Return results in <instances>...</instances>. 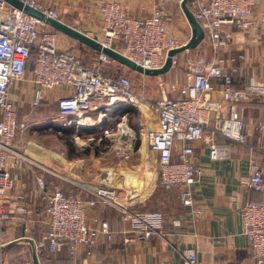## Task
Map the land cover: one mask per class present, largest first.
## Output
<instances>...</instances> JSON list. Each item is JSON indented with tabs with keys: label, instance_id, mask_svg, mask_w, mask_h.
<instances>
[{
	"label": "built area",
	"instance_id": "2783aa9c",
	"mask_svg": "<svg viewBox=\"0 0 264 264\" xmlns=\"http://www.w3.org/2000/svg\"><path fill=\"white\" fill-rule=\"evenodd\" d=\"M22 1L51 19L61 20L58 12L50 6L36 0ZM174 1L181 4L185 0ZM255 6L256 0L200 2L194 16L205 31L213 57L203 66L189 68L188 82L178 91L181 98L165 97L152 101L134 91L128 74L113 77L105 71L115 62L108 55L99 53L92 65H86L75 50L60 48L62 33L0 0V223L7 218L5 200L8 193L20 180L25 166L33 163L20 152L19 146L14 145L18 131L24 130L25 125L18 120L13 89L26 81L35 89L33 106L40 105L47 92L64 90L65 94L57 102L59 116L78 119L68 126L76 124L79 129L81 121H88L92 127L89 131L99 129L104 132L103 138L114 137L118 145L117 156L126 161L135 154L138 135L123 124L118 125L116 133L106 129V114L102 110L106 108L109 112L125 104L131 106L144 117L141 140L146 152L159 166L160 186L166 191L176 189L181 204L191 209L193 217H200L194 198L198 173L196 162L199 159L194 144L208 136L210 160L227 159L231 143L247 145L250 137L244 109L240 105L254 99L264 100V82L253 80L244 90H234L232 78L222 65L223 60H215L225 28L233 26L243 31L264 28V12H258ZM96 9L102 22L99 42L106 48L116 45V50L123 42V51H117L144 69H161L170 51L186 45L169 37V23L160 9L138 18L131 16L121 0H97ZM177 62L178 56H174L173 66ZM212 79L224 81L220 100L212 96ZM177 88L174 86V91ZM94 112H100L97 121L91 116ZM255 130L264 136V112L256 121ZM217 138H222L223 142H217ZM106 176L104 173L97 182L77 185L80 194L89 195L83 198L68 194L62 184L48 185L44 177L37 178L47 217L45 237L31 239V247L37 255L42 252L55 255L65 247L74 254L80 246L95 247L101 236L111 241L114 233L107 220L98 217L92 219L93 223L88 220L89 211L99 206L115 209L128 225L125 233L133 235L134 239L164 236L165 215L134 209L138 204L137 193L125 190L123 195L120 194L117 188L103 180ZM247 188L264 194V172L253 168ZM25 199L23 194H18L13 201L15 212L20 216L27 214L23 205ZM240 216L256 263L264 264V203L247 202L241 208ZM183 225L182 220L173 221L175 229ZM181 255L183 264H199L195 249H185ZM0 264L9 263L0 255ZM18 264H33V261L25 258Z\"/></svg>",
	"mask_w": 264,
	"mask_h": 264
},
{
	"label": "crops",
	"instance_id": "0c3cea01",
	"mask_svg": "<svg viewBox=\"0 0 264 264\" xmlns=\"http://www.w3.org/2000/svg\"><path fill=\"white\" fill-rule=\"evenodd\" d=\"M53 1H55L53 9L58 12L60 21L85 31L90 37L102 38L101 16L96 9L97 0ZM121 1L135 18L149 16L155 9L162 10L169 23V37L183 44L190 41L192 29L180 3L174 0ZM202 1H190L187 6L194 13L197 5ZM255 9L258 12H264V0H256ZM59 43L62 50L71 49L79 53L86 65H92L98 58V52L64 34ZM124 46V43L120 42L117 50L122 52ZM213 53L209 40L205 38L196 49L180 53L177 64L164 75L146 76L127 69L117 61L111 67H106L105 71L113 77L128 74L134 91L149 100L158 101L165 97L179 99L181 96L178 91L188 82L189 68L203 66L212 59ZM215 60H223L222 65L232 78L231 87L234 90H244L246 84L253 80L264 82V28L258 27L253 31H243L233 26L225 28ZM135 80L140 84L139 90ZM151 82L157 85L156 92L150 94L151 96L142 93L140 90L142 86L144 88L148 86L146 88L148 90L145 89V91L149 93L153 91L150 89ZM174 85L178 87L177 91L172 90ZM210 87L213 98L220 100L224 81L212 79ZM34 94L35 89L29 81L17 84L13 89V98L17 106H19V100L25 98L31 97L32 102ZM64 94V90L47 92L42 103L49 105L52 101L58 102ZM240 106L244 109L247 128L250 132L247 145L231 143L229 157L213 162L209 158L210 137L206 136L204 140L194 144L199 157L196 162L198 173L194 186V198L195 208L201 212L200 217H193L191 209L181 204L176 189L166 191L160 187L161 193L154 195L153 192L148 199L149 202L153 199L166 217L164 236L138 240L134 239L133 235L125 233L128 225L121 220L115 209L99 206L89 211L88 220L90 223H93L92 219L95 217L107 220L110 231L114 233L113 239L109 241L101 236L95 247L80 246L74 254L69 247H65L55 255L47 254L52 260L51 264H183L181 254L188 248L196 250L199 264H257L250 243L243 232L240 210L247 202L264 203V194L247 188V181L253 168L264 172V136L255 130V123L264 112V100L254 99ZM102 111L106 114L104 120L106 129L114 130L119 122L118 125H127L136 132V128L129 125V121L136 120L138 114L131 106L125 104L116 110L112 109L108 112L105 108ZM99 114L100 112H94L91 116L97 121ZM46 122L52 123L51 120ZM137 129L141 132L143 125H137ZM216 140L223 142L222 138ZM24 149L29 155L34 154L33 150H36L35 148ZM130 173L108 172L103 180L117 188L119 192H124L128 186L127 175ZM120 174L123 176L122 181ZM48 176L39 169L38 165L29 164L21 171L20 180L6 197L7 218L4 223H0V255L9 264H15L21 258L32 260L28 240H38L46 235L47 217L43 207L44 201L38 190L37 178L44 177L48 185H51ZM62 186L68 194L77 193L75 191V194H72L68 186ZM18 194L26 197L23 205L27 209V214L24 216L16 214L14 209L13 201ZM178 219L182 220L184 225L180 229H175L173 221ZM92 226L100 227L97 224Z\"/></svg>",
	"mask_w": 264,
	"mask_h": 264
},
{
	"label": "rangeland",
	"instance_id": "374dc122",
	"mask_svg": "<svg viewBox=\"0 0 264 264\" xmlns=\"http://www.w3.org/2000/svg\"><path fill=\"white\" fill-rule=\"evenodd\" d=\"M36 1L52 8L55 3L53 0ZM135 84L139 90L140 84L137 80H135ZM151 86L150 89L153 90L151 93L145 91L148 86L146 88L142 86L140 90L142 93L151 96L150 94L156 92L157 85L151 82ZM174 86H172L173 91ZM31 99L29 97L18 102V120L20 124L25 125V129L18 132L14 145L19 146L20 152L29 161L38 165L44 174L49 175L50 184L58 183L68 186L72 194H75L76 191L78 197L83 198L89 195L80 194L77 185L97 182L96 178L108 172L116 174L118 172L123 174V171L131 172L129 175L126 174L129 177L126 190L141 192L138 204L134 209L143 212L163 213L153 199L150 202L148 199L153 192L154 195H159L161 186L159 184V166L155 163L153 157L146 152L141 140V132L137 129V125H143L144 123V117L141 114H137L136 120L131 119L129 121V125L136 128L138 140L134 146L135 154L130 160L126 161L117 156L116 149L118 145L114 137L103 138L104 132L99 129L93 128L89 131V128H86L87 130L81 131L76 124L68 126L71 121L75 122L78 119L71 120L60 117L57 100L52 101L49 105L42 103L43 105L33 106ZM48 120L52 121L54 127L39 130L38 128L44 124L46 125ZM118 124L119 122L114 127L115 133L118 132ZM65 127L67 128L66 131ZM100 139H103L102 142H99ZM72 143L76 146L75 152L71 151ZM24 148H27V150L35 148L36 150H33L34 154L29 155ZM122 174H120L121 181ZM68 181L71 183H68ZM138 182H140L139 185ZM142 194H144V197H142ZM142 205L143 207H141ZM43 207L46 208L45 202Z\"/></svg>",
	"mask_w": 264,
	"mask_h": 264
},
{
	"label": "water",
	"instance_id": "95a60500",
	"mask_svg": "<svg viewBox=\"0 0 264 264\" xmlns=\"http://www.w3.org/2000/svg\"><path fill=\"white\" fill-rule=\"evenodd\" d=\"M5 1L10 5H12L13 7L22 10L30 17L46 23L54 30L76 40L82 45H85L98 53H104L108 55L111 59L121 63L127 69L146 76H159L168 73L173 66L174 56H178L180 53L186 50L196 49L205 40L206 37L205 31L202 28L201 24L196 20L194 13L191 12L187 6L188 2L195 0L183 1L181 3V7L192 29V37L190 41L185 46L170 51L167 55V61L161 69H155V70L144 69L142 66L137 65L134 61L129 59L124 54L118 52L116 50V45H113L111 48H106L99 42L98 37H90L85 31L79 28L72 27L59 20L51 19L47 17L46 14H44L43 12L25 4V2L22 0H5ZM28 243H29V249L32 256L33 264H40L38 255L36 254L35 250L31 247L32 241L28 240Z\"/></svg>",
	"mask_w": 264,
	"mask_h": 264
},
{
	"label": "trees",
	"instance_id": "16d2710c",
	"mask_svg": "<svg viewBox=\"0 0 264 264\" xmlns=\"http://www.w3.org/2000/svg\"><path fill=\"white\" fill-rule=\"evenodd\" d=\"M131 80V79H130ZM42 104V103H41ZM40 104V105H41ZM39 105V106H40ZM76 120V119H75ZM77 121V120H76ZM54 126L52 125V123H46V125L44 124L43 126H41V127H39L38 129L39 130H41V129H43V128H53ZM61 130H63V129H61ZM67 130V128L65 127V131ZM18 132H20V131H18ZM71 151L72 152H75L76 151V146L74 145V143H72L71 144ZM48 253H46V252H42V253H40L39 255H38V259H39V262H40V264H51L52 262V260H49L50 258L48 257V255H47ZM23 259L21 258L19 261H17L15 264H18L19 262H21Z\"/></svg>",
	"mask_w": 264,
	"mask_h": 264
},
{
	"label": "bare ground",
	"instance_id": "6f19581e",
	"mask_svg": "<svg viewBox=\"0 0 264 264\" xmlns=\"http://www.w3.org/2000/svg\"><path fill=\"white\" fill-rule=\"evenodd\" d=\"M92 128L90 125H89V122L87 121H81L80 123H79V129H85V130H87L86 128ZM127 130H126V128H124V132H126ZM137 194H136V197H138V198H140V195H139V192H136Z\"/></svg>",
	"mask_w": 264,
	"mask_h": 264
}]
</instances>
